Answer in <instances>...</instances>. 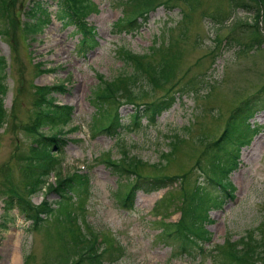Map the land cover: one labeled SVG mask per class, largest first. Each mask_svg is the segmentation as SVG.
<instances>
[{"label": "rangeland", "instance_id": "rangeland-1", "mask_svg": "<svg viewBox=\"0 0 264 264\" xmlns=\"http://www.w3.org/2000/svg\"><path fill=\"white\" fill-rule=\"evenodd\" d=\"M40 1L51 18L31 33L25 32L20 23V9L31 6V0H9L10 5L0 8V30H6V34H0V55L4 57L0 118V264H56V253L63 252L60 247L65 231L59 224L60 218H56L55 233L49 216L41 224L32 225L17 208L5 211L3 207L6 195L22 189L19 182L27 179V173L31 172L28 164L19 159H23L21 156L31 142L25 124L35 109V86L60 81L65 85L64 91L51 94L56 102L72 105L69 125L76 127L64 133L66 143L59 152V171L66 174L84 165L88 181L81 194L69 191L72 201L62 198L66 202L60 203L56 210L63 212L65 206L74 209L80 232L93 230L97 238L118 240L121 249L118 253L104 255L101 264H210L208 250L201 254L194 245L191 254L174 253L179 248L178 240L159 235L160 220H177L183 197L181 185L189 190L194 182L203 178L196 159L203 164L212 155L211 142L220 138L228 115L242 100L252 99L260 106L248 121L264 122L261 107L264 104V0H242L248 7H235L229 0H195L191 10L189 3L183 0H168L172 1L168 5L163 3L165 0H153L155 8L137 18L136 26L127 30H117L115 21L120 14L125 17L129 14L135 0L130 4L122 0H89L95 6L85 13L84 19L87 25L94 27L96 44L80 53L76 51L80 36L73 31V25H63L56 19L55 0ZM256 8L259 17L256 26H252ZM141 9V5H136L135 11ZM184 9L188 16L182 18ZM16 14H20V19ZM252 38H257L259 43L254 44ZM171 40L179 53L174 77L169 84L157 86L146 84L149 76L142 72L139 80L131 83L132 90L135 86L144 90L139 102L153 100L168 91L176 96L177 84L167 86L191 75L207 80L210 90H203L195 98L176 96L170 106L158 114L154 124L148 125L141 117L138 126L120 127L117 133L91 130L97 129L91 128V122L98 126L92 97L93 90L101 85L98 74L110 79L131 69L119 57L118 49L147 54L153 44L162 47ZM152 55L147 60L153 65L152 59H156L158 53ZM48 66L53 69L43 70ZM107 107L109 110L111 106ZM118 109L122 119L130 123L132 106L121 104ZM244 123L242 120L241 124ZM184 125L188 128L182 130ZM42 128L46 130V126ZM172 131H184L183 140L159 169L166 175L184 173L187 180L181 182L175 178L155 190H137L132 206L124 207L118 195L128 178L116 176L100 157L118 158L120 149L125 147L129 154L147 162L156 161L161 151L168 149L166 135ZM202 133L204 135H200ZM239 145V159L244 162L240 161L228 173V179L235 186L233 198L226 196L219 206L211 207L207 211L211 220L203 224L215 233L217 243L226 235L233 240L248 230L253 229L256 234L264 221V130L251 134L245 144ZM19 166H24L25 172ZM144 166V171L150 174L152 169ZM47 180L52 183L54 173L50 172ZM30 197L34 203L43 197L53 205L58 195L53 190H41ZM12 244L16 261L11 260Z\"/></svg>", "mask_w": 264, "mask_h": 264}, {"label": "trees", "instance_id": "trees-1", "mask_svg": "<svg viewBox=\"0 0 264 264\" xmlns=\"http://www.w3.org/2000/svg\"><path fill=\"white\" fill-rule=\"evenodd\" d=\"M8 1H6V5L4 0H0V8L5 9L6 6L10 5ZM132 1L134 0H122L121 2L130 4ZM135 1L136 3L131 4L133 8L130 9L129 14L126 17L123 16L116 20L115 25L118 29H128L135 21L134 17L136 15L140 16L153 7V0ZM183 1L189 3V10L192 9L195 3V0ZM229 1V4H234L235 7H248L242 0ZM169 2L171 1L165 0L163 3L166 4ZM138 4L141 5L143 9L135 11L136 5ZM92 6L93 4L89 0H56V19L60 20L63 25H73V31L78 32L80 35L79 44L76 47V50L79 52L93 47L96 44L94 27L87 25L84 19L85 13L89 12ZM47 11L48 10L37 1L34 5L23 9V13L28 16V19L24 20L22 23L24 31L29 33L34 32L40 28L42 23L49 21L50 13ZM185 12L186 11L181 14L182 18L188 16V13L186 15ZM258 14L259 9L256 8L253 12L255 19L258 18ZM1 15L2 11L0 10V16ZM252 26H256V20ZM3 32L6 33V30H3ZM174 44L175 42L173 40L163 44L162 47L153 44L149 48L150 53L147 52V54L132 53L127 48L118 49L117 52L119 57L125 64H128L131 69L129 72H119L110 79H103L101 74H98L101 85H97L96 89L92 92L93 101L96 104L94 111L96 113L98 126H96L94 122H91V128L95 126L98 131H105L107 134H113L114 132L117 133V128L125 127L129 129L130 125L134 127L141 117H144L148 124L153 123L156 115L170 106L176 96L191 95L192 98H195V96L203 90H205V92L210 90V85H208L209 82L207 80H204L200 75H191L180 81L174 80L172 84L170 83V85L167 86L169 88L173 83L177 84L176 96L168 91L155 97L153 100L139 102L138 99H140L144 90L140 86H135V89L132 90L131 83L139 80L142 72L149 76V81L146 84L152 85L153 83L157 86L169 84L168 82L170 79L174 77L176 73V59L179 57L177 49L173 48ZM153 53H158V56L156 59H152V65L147 58L148 56L153 57ZM184 75L185 74H183L182 77H184ZM3 78L4 57L0 55V118L2 112L1 93L4 90ZM38 89L43 91H40V94L34 99L37 105L34 111L35 122L33 124L26 123L25 128L28 134L33 136V128L35 127L47 125L50 131L45 134L42 133L39 136H34L35 144L29 147L28 153L22 155L23 158L27 159L28 166L30 167L29 170H31V172L26 175V177L29 178L27 182L28 189L31 192L39 188L40 185L44 183L49 172L54 170L56 176V190L60 193L59 195L66 190H74L80 194L82 188L85 187L88 181L87 172L72 170L63 175L60 174L59 171V152H61L65 144L63 128L69 122L71 106L66 104H53L52 97L48 95V91L42 87H38ZM53 89L56 91H63L64 84L59 82ZM119 97H122V99H119ZM124 102L131 103L135 106L132 112H130V125L123 124V120L117 111L118 106ZM112 104L114 105L112 106ZM108 105L111 106L109 110L107 109ZM259 107V105H255L252 99L244 100L228 115V119L221 131L220 138L214 139L211 142V147L209 148L213 149L212 155H210L208 160L203 164L199 163V160L196 159L197 165L202 171L203 180L195 182L189 190L181 185L183 197L179 206V219L174 223L160 222L162 229L159 235L165 238L172 234L171 236L181 238L179 246H181L185 252L190 253L188 251H190L192 245L198 246L192 236H199L203 233L202 222L208 220L207 210L212 206L219 205L223 197L233 196L232 191L234 185L228 179V173L234 168L238 161L239 144H242L249 134L260 127H264V123L250 127L246 123L241 124V121L243 120L246 122V119L252 116L254 111ZM261 107L264 108V104H262ZM239 113H242V115L236 118ZM68 128L69 127L66 129ZM187 128L188 127L184 125L182 130ZM69 129H73V126ZM184 131H181V134L172 131L171 134L166 135L168 138V149L161 151L159 159L153 162H147L137 157L135 154H129L125 147L120 149L121 154L118 158L106 155L100 157L102 162L105 163L116 176L128 178V181L124 180L123 189L121 190V194H119L120 201L123 204H127L130 195L137 187L145 190H152L168 184L172 180H175V178H178V181L181 182L187 180L184 173L182 176L166 175L160 172L159 169L167 158L173 155L178 144L183 140L182 133ZM200 135H204V133ZM144 165H148L152 169L149 175L144 171ZM181 182L180 184H182ZM48 187H51V185L49 184ZM62 202L65 204L66 201H63L62 197L59 196V198L56 199V207H53L45 199H42L38 204H33L28 198L8 194L4 199L3 207L5 211L13 207L17 208L25 218L30 219L34 223L43 220L40 214H46L53 219L52 224L55 230L56 218H60L59 220L61 222H59V224L64 228L65 238L62 241V247H60L63 249V252L59 250V252L56 253V264H100L99 255L91 250L93 245L91 241L93 233L89 232L90 236L86 237L84 234L80 233L77 228L70 226L67 221L68 217H66L70 210H66V206L63 211L64 214L56 210ZM55 210L56 215H53ZM258 229L259 232L256 234L253 233L252 229L248 230L244 235H240L235 241H229L226 238L224 242L216 244L210 252L211 258L217 260V264H264V221ZM204 234H206V232ZM66 247L67 250L65 249ZM103 252L105 255L110 251L107 247H104ZM52 253L54 252L52 251Z\"/></svg>", "mask_w": 264, "mask_h": 264}, {"label": "bare ground", "instance_id": "bare-ground-1", "mask_svg": "<svg viewBox=\"0 0 264 264\" xmlns=\"http://www.w3.org/2000/svg\"><path fill=\"white\" fill-rule=\"evenodd\" d=\"M53 41H54V40H52V42H53ZM11 248H12V252H11V260H12V261H16V259H17V254H16V250H15L14 244H12Z\"/></svg>", "mask_w": 264, "mask_h": 264}]
</instances>
